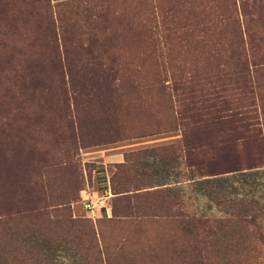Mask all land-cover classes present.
<instances>
[{
	"label": "trees",
	"instance_id": "trees-1",
	"mask_svg": "<svg viewBox=\"0 0 264 264\" xmlns=\"http://www.w3.org/2000/svg\"><path fill=\"white\" fill-rule=\"evenodd\" d=\"M171 131L116 163L111 216L74 217L83 149ZM149 156L180 162L221 214L192 210L180 180L136 177ZM59 249L264 264V0H0V264Z\"/></svg>",
	"mask_w": 264,
	"mask_h": 264
},
{
	"label": "rangeland",
	"instance_id": "rangeland-1",
	"mask_svg": "<svg viewBox=\"0 0 264 264\" xmlns=\"http://www.w3.org/2000/svg\"><path fill=\"white\" fill-rule=\"evenodd\" d=\"M60 1H69V0H51L53 5H56ZM146 114H144V117ZM180 139V132H161L155 135L143 136L136 139H130L127 141L118 142L111 145L98 146L88 149H83L81 152L83 163H86V190L84 191L83 198L84 200L78 201L73 204V215L77 218H84L87 220H92L96 223L99 219L103 217L105 213L108 216H111V203L113 194L109 193L110 189L107 188L104 190L105 185H110V177L115 171V165L118 162L119 157H125L126 153L130 151H138L140 149L152 148L154 146H159L162 144H168L173 141H177ZM139 168L135 172V176L138 177L140 175V171L145 169V167L151 168L154 178L156 181L165 182V181H175L180 180L179 189L186 190L188 196H190V200L188 203L190 204L192 210L201 214H221V210L211 203L207 197L205 196L206 190L204 186L196 185L195 183H188L186 181H182L185 179V168L181 165L180 162L169 164L162 160L156 159L154 156H149L146 158L145 163L136 166ZM168 173H180L179 178L175 176H170L169 180H166V174ZM106 176V178H105ZM244 179V178H243ZM232 180H242L239 177L226 176L224 181L228 184L231 183ZM177 187V186H176ZM195 188L197 189L195 191ZM108 197V198H107ZM103 199L104 205L103 208H95L93 212L89 209L85 204L89 201H93L96 203L97 200ZM103 209L105 211H103ZM109 209V211H108ZM154 228V227H153ZM165 230L173 229L172 224L164 225ZM154 235V234H152ZM157 240H160L157 238ZM145 252L147 255H143L145 258H148L151 255L152 251L149 247L145 246ZM112 248V247H111ZM114 249V248H112ZM74 256V257H73ZM82 255L78 254V251L75 249H70V251H64L63 249H59L55 253V262L56 264H78L77 262L81 258ZM80 263V262H79ZM84 264V263H83Z\"/></svg>",
	"mask_w": 264,
	"mask_h": 264
},
{
	"label": "built area",
	"instance_id": "built-area-1",
	"mask_svg": "<svg viewBox=\"0 0 264 264\" xmlns=\"http://www.w3.org/2000/svg\"><path fill=\"white\" fill-rule=\"evenodd\" d=\"M110 193H111V192H110ZM85 205H86L89 209H91L93 212H95V211H94L95 208H99V209H101V208H103V206H105V205H104V200H103V199H99V200H97L96 203L93 202V201H89V202H87Z\"/></svg>",
	"mask_w": 264,
	"mask_h": 264
},
{
	"label": "crops",
	"instance_id": "crops-1",
	"mask_svg": "<svg viewBox=\"0 0 264 264\" xmlns=\"http://www.w3.org/2000/svg\"><path fill=\"white\" fill-rule=\"evenodd\" d=\"M124 160V157H123V154H122V157L120 156L119 157V159H118V162H122ZM110 193V192H109ZM111 194V193H110ZM108 198V197H107ZM108 211H109V209H108ZM110 215H111V210H110V213H109Z\"/></svg>",
	"mask_w": 264,
	"mask_h": 264
}]
</instances>
